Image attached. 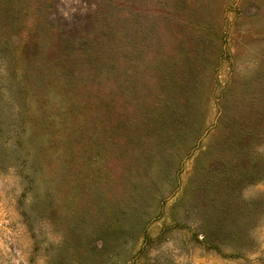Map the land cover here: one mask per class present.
Wrapping results in <instances>:
<instances>
[{"label": "trees", "instance_id": "1", "mask_svg": "<svg viewBox=\"0 0 264 264\" xmlns=\"http://www.w3.org/2000/svg\"><path fill=\"white\" fill-rule=\"evenodd\" d=\"M0 58V169L59 236L49 264H124L129 212L178 191L231 219L264 181V0H0Z\"/></svg>", "mask_w": 264, "mask_h": 264}, {"label": "rangeland", "instance_id": "2", "mask_svg": "<svg viewBox=\"0 0 264 264\" xmlns=\"http://www.w3.org/2000/svg\"><path fill=\"white\" fill-rule=\"evenodd\" d=\"M6 63L0 58V85L8 79ZM207 137L181 161L176 173L180 184L196 157L202 160L198 163L209 161L213 147ZM257 150L264 154V143ZM22 192L12 169H0V264H49L59 236L44 223L25 226L20 213L27 198L22 199ZM260 194L264 181L243 186L236 199L246 202L235 207L236 217L227 219L221 217V200L215 202L213 195L207 194L205 205L199 206L191 193L177 202L178 191H173L147 209L148 214L142 213V220L137 211L132 216L129 212L125 222L134 235L123 241L116 255L124 264H264V202L258 208L255 201Z\"/></svg>", "mask_w": 264, "mask_h": 264}]
</instances>
